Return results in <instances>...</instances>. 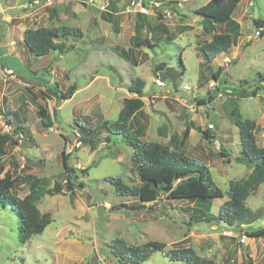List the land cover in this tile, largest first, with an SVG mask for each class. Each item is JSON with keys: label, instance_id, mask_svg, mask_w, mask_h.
Here are the masks:
<instances>
[{"label": "rangeland", "instance_id": "obj_1", "mask_svg": "<svg viewBox=\"0 0 264 264\" xmlns=\"http://www.w3.org/2000/svg\"><path fill=\"white\" fill-rule=\"evenodd\" d=\"M132 1L124 0L123 6L128 14L136 13L130 7ZM208 1L176 0L172 3L171 0H143L150 14L157 19L168 15L167 10H172L173 15H197L195 9ZM176 7L186 13H180ZM256 7L259 17L264 19V0H241L234 12V17L242 21V26L237 43L231 49V60L226 62L227 70L222 74V95L214 103L213 100L201 108L200 99L191 94L196 91V78L199 74V63L195 56L197 43L206 41L205 34L197 38V33L187 31L182 39L181 45L187 48L186 71L181 65V58L177 57L176 49H170L171 44L165 43L163 49L162 46L157 47L156 53L150 50V58L154 63L160 58L170 64L169 58H173V64L179 71L177 79L173 80L175 84L169 80L164 88H159L156 80L153 81L154 64L151 62L136 70L147 82L142 99L152 115L147 136L143 139L146 142L167 143L171 137H160L162 133L157 135L155 130L161 124L166 125L171 135L177 133L182 137L193 115L191 123L194 131L182 150L209 167L212 178L224 193L228 191L231 181L244 179L252 171V165L244 161L239 127L230 117L236 105L243 118L256 121L258 144L264 146V86L260 84L264 80V35H255L257 28L253 15ZM86 15L81 13L79 20L74 21L84 32L88 29ZM4 16L0 11V48L7 54L12 51L9 42L12 38H20L22 30H19L18 36ZM117 31L116 27L101 28V35L107 37L103 43H113L112 38ZM90 38H73L72 41L86 46L93 42ZM23 44V48L28 50L25 41ZM16 47L19 48L18 45ZM73 50L64 53L56 51V59L52 58L50 65L47 56L38 57L28 50L31 67L27 64L29 57L23 58L25 53L21 49L16 54L12 51L4 59L0 51L1 61L14 68L16 74V78L0 82V114L4 115V124H9L10 131L14 129L15 132L18 126L23 127L18 130L19 144L10 146L1 162L6 170L10 169L20 175L35 174L44 187L53 188L56 183L67 181L62 160V152L65 151L69 154V166L76 169L73 175L78 176L76 179L72 177L75 180L73 193L64 188L61 193L47 194L38 202L42 212L51 213L52 222L42 233L33 235L25 243L19 240V218L11 206L0 209V264H117L110 254V244L117 237L130 244H141L148 240H160L167 244L165 251L154 252L141 264H181L172 260L167 252L178 246L191 247L196 254L211 258L216 264H264V237L249 236L246 233L264 228V185L247 199V205L253 210L251 218L233 226L215 221L190 223L194 202L170 199L165 192L155 201H141L138 197L120 195L116 191L110 177H121L129 186L140 185L141 181L133 162V147L123 141L121 134H110L102 127L104 120L115 122L118 119L125 99L124 92L114 88L116 84L105 78L93 81L92 84L85 82L89 77L95 80L97 73L104 71L105 67L97 65V61H92L97 66H91L88 78L77 79V86L83 87L80 93L59 103L54 126L45 128L41 125L39 105L47 107L54 114L57 102L55 90H66L69 84H73L77 69L82 67L83 50ZM232 52L235 53L234 57ZM205 62L207 65L210 63L207 60ZM72 64H78L77 69L67 70ZM45 65L47 68L38 73L33 72ZM170 71L176 72L174 69ZM204 74H208V71ZM87 84L89 88H86ZM185 86L189 90L184 89ZM226 88H231L234 93L226 92ZM254 88L258 89L257 95L250 92ZM166 89L172 90V96H185L186 105H191V108L178 106L173 97H168L166 105L161 100L156 106L158 110H153L149 98L152 92H163ZM244 93L248 96H242ZM155 99L158 101L161 98ZM146 117L150 118L148 115ZM208 117L209 122L205 121ZM198 119L203 122L202 127L198 126ZM77 120L84 128L93 130V136L90 137L92 147L86 146L85 142L80 143V137L85 131L83 127L80 128ZM210 122H213L211 128L208 127ZM209 129L215 139L210 133L209 138L204 136L203 131ZM0 132L7 133L5 125L0 124ZM216 139L220 144H214ZM87 168L88 174H84L82 171ZM29 191V184H15L13 187L14 194L21 198ZM226 199L227 195L214 200L212 214H218L219 206Z\"/></svg>", "mask_w": 264, "mask_h": 264}, {"label": "trees", "instance_id": "obj_2", "mask_svg": "<svg viewBox=\"0 0 264 264\" xmlns=\"http://www.w3.org/2000/svg\"><path fill=\"white\" fill-rule=\"evenodd\" d=\"M240 2L241 0H210L195 9V13L203 17V32L206 36L212 37L210 40L199 42L197 46L198 51L204 54L208 62L214 60L218 54L228 52L237 43L241 26L232 16ZM102 15L104 18L109 19L113 17H108L105 13ZM228 22L232 23V30L215 32L216 24ZM254 25L256 28H262L261 35L263 36L264 19L254 18ZM136 30L137 33L132 41L133 47L129 50L120 48L119 51L122 52L123 50L124 53H128L133 51L134 48L148 43L147 39L138 41L140 38L138 24ZM82 34L81 29L66 25L29 28L25 32V42L34 55L44 56L52 50L61 53L68 51L73 46L68 47L63 40L68 36H81ZM181 65L185 70L183 61H181ZM223 70V67H219L213 73V78L219 80ZM145 86L146 81L144 79L134 77L128 89L130 93L136 94V96L124 99L123 107L115 122L104 120L102 123L103 129H106L110 134H121L123 140L133 147V162L141 181L140 185L129 186L123 182L121 177H110L109 180L115 186L116 191L120 195L138 197L141 201H155L160 198L162 192H165L170 199H187L194 202L190 223L215 221L233 226L238 222L248 221L253 210L247 205V199L261 185H264V146L258 144L256 121L251 118H243L238 105L230 113L232 122L240 130L244 161L252 165V171L244 179L231 181L228 191L224 193L212 178L209 167L190 157L182 150L189 139L191 129L189 124L183 131L182 137L174 133L167 143L159 141L145 142L142 139L146 135V127L149 124V119L143 112L145 103L142 97L145 95ZM77 88V84L74 83L64 91L55 90L57 102L54 114L47 107L39 105L38 114L43 127L54 126L57 120L59 103L71 98ZM220 89L219 87V90L215 92L216 94L198 100L199 104L212 102L220 93ZM258 89L254 88L250 91L251 94L257 95ZM245 93L242 96H248ZM137 115H142L145 119L144 124L139 127L133 125V120ZM9 122L12 123L10 119ZM19 129H23V127L18 126L15 132L14 129L7 133L0 132V209L6 208L8 205L11 206V209L19 218V240L25 243L33 235L42 233L52 222L51 213L42 212L38 207V202L47 194L61 193L64 188L73 193L75 184L73 179L78 176L73 175L76 169L69 166V154H66L65 151L62 152V160L67 172V181L65 183L58 182L53 188L44 187L41 179L35 174L20 175L19 173L15 174L10 169L6 170L1 159L7 154L10 146L19 144ZM203 134L207 138L210 137L207 130H204ZM88 135L92 136L90 132ZM81 140L84 142L90 141L89 136L83 137ZM222 154L226 155L225 153ZM88 170V168L83 169L82 172L88 174ZM72 177L74 178L72 179ZM15 184H29V193L23 198L14 194L13 187ZM225 195H227V199L219 206L218 214H212L214 200ZM246 233L249 236L264 237V228L246 231ZM166 247L167 244L160 240L130 244L117 237L110 244V254L116 259L117 264H141L149 259L154 252L158 250L165 251ZM167 252L172 260L181 264H216L213 259L196 254L191 247L178 246Z\"/></svg>", "mask_w": 264, "mask_h": 264}, {"label": "crops", "instance_id": "obj_3", "mask_svg": "<svg viewBox=\"0 0 264 264\" xmlns=\"http://www.w3.org/2000/svg\"><path fill=\"white\" fill-rule=\"evenodd\" d=\"M30 1L31 0H0V11L4 13L5 15L4 18H6L7 22L12 24L18 36H19V30H22V36L20 38L18 37L17 40L12 38L11 41L9 42V44L12 46L11 50L14 51V53L16 54L18 50L21 49V51L25 53V56L23 58L26 59V57H29L28 50L30 51V49L27 50L23 48L24 47L23 43L25 41V32L27 29L38 28V27H54V26H63V25L70 27H77L81 29L79 26L74 24L75 23L74 21L79 20L81 13H87L88 14L86 15L88 16V18L86 19V21H88L87 31L84 32L81 29L83 33L81 36H68L63 40L68 47L73 46L72 47L74 49L73 51L83 50L84 52L82 57L83 64L81 69L80 68L77 69L78 64H72V66L70 65L67 68V70L77 69V72H75L76 74L73 76L74 77L73 84L74 83L77 84L78 83L77 79L80 77L85 79L88 78L90 76L89 69L91 68V66L102 65L103 67H105L104 71H99V73H97L98 75L95 76V80H91L92 77H89L87 80H85V82L93 83V81L105 78V80L107 79L110 83H115L116 86L114 88H117V90L124 92L123 95H125V98L136 96L135 94L130 93L128 87L131 83V80L134 77H140L145 80L144 77L137 74L136 70L138 68L143 67L145 64L147 66V64H150V62L152 65L154 64L153 81H155L156 79H160L162 83V84H158L159 88H164L167 85V82H169V80H172V83H174L173 80L177 79L178 77L177 74L179 71L176 68V66L173 64V60H172L173 58L169 56L170 57L169 59H171L170 64L166 62V60L163 61V59L160 58L156 61V63H154V60L150 58V50H152L153 53H156L157 47L162 46L163 49L165 43L171 44L170 49L172 51L176 49L177 57L179 56V59L181 58V61H183L184 69H185L184 71H186L187 48L186 46L181 45L182 39L185 37L187 31H193L197 33V38L202 34H205L203 32V26H202L203 17L200 15H173L172 10H167L168 15H164L161 19H157L155 15L150 14L149 9L147 12H141L137 9L136 13L128 14V12L126 11V7L123 6L124 0H96L94 2H90L89 0H67L66 2L56 1L54 5L45 6L43 8L29 11L27 10V8H25V5ZM171 2L175 3L176 0H171ZM157 4L159 5L160 3ZM176 8H178V11L180 10L179 7ZM182 9L184 10V7ZM179 12L184 14L186 13L183 11H179ZM104 13L107 14L108 17L110 16L113 17L111 19L104 18V16L102 15ZM232 17L237 23L240 24V26H242V21L240 19H236L234 17V14ZM14 20L15 23H13ZM196 22L199 23L197 24ZM137 24L139 27V37H140L138 41H143L147 39L148 43L143 44L140 47H136L134 48L133 51H130L128 53H124L123 50L122 52L119 51L120 48L129 50L130 48L133 47L132 41L137 33L136 30ZM104 26H107L109 28L116 27V29L119 30L117 31L115 37L112 38L114 41L111 44L103 43L104 41H106L107 37H103L100 33V30L101 28H104ZM232 26H233L232 23L229 22L218 23L216 24L215 32L230 31L232 30ZM160 30L162 32H160ZM87 36H91L90 41L92 40L93 42L88 43L86 46L84 45L81 46V44H76L75 41H72L73 38L78 40V39H83L84 37ZM211 38H212L211 36H207V39L205 40H210ZM156 42H158L159 44H156ZM198 44L199 43H197V46ZM17 45L19 46V48L16 47ZM231 49L232 48H230L228 52H222L218 54L215 57V59L212 60L208 65L205 62L206 58L204 54L196 50L195 56L197 57L199 63V68H198L199 74H197V78H196V91L191 93L193 97L195 96V98L203 99L206 96L209 97L211 94H214L216 90H219L223 73L221 74L219 80H216L215 78L211 77V73L213 74L215 71L219 69V67L224 68L223 72L227 70L226 65H228V63L226 62L231 60L230 59ZM0 51L2 53L3 59L6 55L12 53V51H10L7 52L6 54L1 50V48ZM56 51L57 50H52L49 54L44 55L47 56L49 65L51 64L52 58L56 59V53H55ZM163 53L165 56L166 53L164 51ZM223 53H228V55L222 56ZM31 54L33 53L31 52ZM234 54L235 53L232 52L233 57ZM27 59H28L27 64L29 67H31L32 64H30L29 62L31 61V58L29 57ZM92 61L94 62L97 61V65L93 64ZM2 64L8 66L4 62H2ZM47 65L33 71L38 73V71L47 68ZM114 66H116L117 68L114 69ZM8 67L12 68L11 66ZM171 69L176 70V72L172 73V71H170ZM206 70L208 71V74H204ZM202 71H204V73H202ZM126 77L127 79H125ZM14 78H16V74H14L9 79H14ZM162 78H164V80ZM7 80L0 79V82H6ZM19 80L21 81L22 79ZM89 87L90 86H88L87 84L86 88ZM82 88L83 87L78 86L73 96L67 100L76 97L80 93ZM171 92L172 90H168V89L164 90L163 92H157L156 90L153 91L151 97H149L152 101L150 102L152 109L158 110L156 106L157 103L160 102L161 100H164L165 103H163V105L164 104L166 105V99L168 97H173L174 100L177 101L178 106L185 107L186 109L191 108V105L190 106L188 104L186 105L187 98L185 96H182V94L172 96V94H170ZM203 93H207V95H203ZM144 94H145V89H144ZM220 95H222L221 92L216 96V98L212 103H214ZM155 98H161V99L157 101ZM143 112L145 113V115H148L150 117L149 118L150 121L152 115L149 109L148 110L146 109L145 105L143 107ZM209 119L210 118L208 117L205 119V121L209 122L210 121ZM191 120H194L193 115ZM191 120H189L188 122L189 126L191 127L189 139L192 137V133L194 131V126L192 125ZM144 122H145L144 117L142 115H137L136 118L133 120V125L135 127H139L143 125ZM210 123L213 124V122ZM149 124H147L146 127V135H144L143 137L147 136ZM197 124L200 127L204 125L201 119H198ZM78 125L80 126V128L83 127L79 121H78ZM84 129H86L84 130L85 134L82 133L81 139H83V137L89 136L90 141L85 142L86 143L85 145L86 146L90 145L89 147H92L91 138H90L91 136L88 134L90 132V134L93 136V130L91 131V129H87V127ZM203 129H205V127H203ZM214 129H215V123L213 130ZM155 130L157 132V135L158 133H162L160 137H167V139L173 135L170 134L171 132H167L165 124L156 126ZM208 132L215 139V136L211 132V129H209ZM217 132H219V130ZM143 140L145 141V139ZM81 141L80 143L84 142L83 140ZM216 143L220 144V142L217 139L215 140L214 144Z\"/></svg>", "mask_w": 264, "mask_h": 264}, {"label": "built area", "instance_id": "obj_4", "mask_svg": "<svg viewBox=\"0 0 264 264\" xmlns=\"http://www.w3.org/2000/svg\"><path fill=\"white\" fill-rule=\"evenodd\" d=\"M56 1L66 2L67 0H31L30 2L26 3L25 8H27V10H29V11H33V10H36V9H39V8H43L45 6L54 5ZM89 1L90 2H94L96 0H89ZM130 7L133 8L134 10L138 9L141 12H147L148 11V8L143 3V0H133L131 2ZM261 31H262V28H257L255 35L256 36H260L261 35ZM14 74H15L14 69L3 65L2 62H1V57H0V79L7 80V79L11 78ZM156 83L157 84H162L160 79H156ZM260 84L264 86V80ZM185 88L189 89L187 86ZM226 92L232 93L233 90L231 88H227ZM200 106H201V108H204L203 104H200ZM192 108H193V110L195 109V107H192ZM4 121H5L4 115L0 114V124L5 125V128H7V132H9L10 131V126H9V124H4ZM208 127L209 128L213 127V124L209 123Z\"/></svg>", "mask_w": 264, "mask_h": 264}, {"label": "water", "instance_id": "obj_5", "mask_svg": "<svg viewBox=\"0 0 264 264\" xmlns=\"http://www.w3.org/2000/svg\"><path fill=\"white\" fill-rule=\"evenodd\" d=\"M253 16H254L255 19H257L259 17V13H258V8L257 7L255 8Z\"/></svg>", "mask_w": 264, "mask_h": 264}]
</instances>
